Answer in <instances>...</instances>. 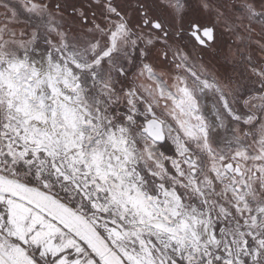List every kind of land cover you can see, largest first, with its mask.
Here are the masks:
<instances>
[{"label":"snow or ice","instance_id":"1","mask_svg":"<svg viewBox=\"0 0 264 264\" xmlns=\"http://www.w3.org/2000/svg\"><path fill=\"white\" fill-rule=\"evenodd\" d=\"M0 264H264V0H0Z\"/></svg>","mask_w":264,"mask_h":264}]
</instances>
